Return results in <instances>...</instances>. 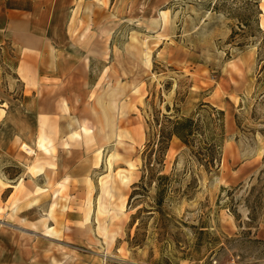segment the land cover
I'll return each instance as SVG.
<instances>
[{"label":"rangeland","instance_id":"374dc122","mask_svg":"<svg viewBox=\"0 0 264 264\" xmlns=\"http://www.w3.org/2000/svg\"><path fill=\"white\" fill-rule=\"evenodd\" d=\"M88 3L98 8L87 6L85 21L97 22L86 25L91 33L78 51L93 40L98 46L88 62L78 112L84 146L78 145L96 167L77 170L78 180L69 183L77 192H66L61 224L53 216L41 229L0 210V221L11 220L0 224V264H264V0L259 15L254 0ZM1 47L7 40L0 56L14 59L10 45ZM3 68L0 96L14 104V121L28 132L33 105ZM201 103H207L200 114L209 117L210 132L220 130L213 110L223 111L213 160L201 154L202 129L189 145L172 136L160 168L172 176L162 212L154 182L129 201L144 172L142 152L157 142L165 117L194 114ZM24 150L17 166L0 152V178L34 159Z\"/></svg>","mask_w":264,"mask_h":264},{"label":"crops","instance_id":"0c3cea01","mask_svg":"<svg viewBox=\"0 0 264 264\" xmlns=\"http://www.w3.org/2000/svg\"><path fill=\"white\" fill-rule=\"evenodd\" d=\"M62 1L0 0V44L7 40L14 49L16 66L10 69L12 77L21 82L22 97L31 101L34 110L29 133L22 132L14 121V104L0 96V152L12 158L14 166L23 164L19 159L22 144H27L34 155L23 170L13 176L5 173L6 178H0V210L7 214L15 212L41 229L44 223H50L51 217L59 218L57 225L68 214L66 192H77L69 187L72 180H78L77 170L91 172L96 167L93 158L83 153L78 112L88 86V62L98 46L93 40L84 48L85 36L91 33L86 25L97 22L85 21V8L96 9L98 5L89 4L91 0H65L66 4ZM89 19L94 20V15ZM80 42L84 45L82 52L78 51ZM3 70L0 61V91ZM21 102L17 100L16 104L28 114ZM37 178L41 183L36 182ZM34 213L37 220L31 219Z\"/></svg>","mask_w":264,"mask_h":264},{"label":"trees","instance_id":"16d2710c","mask_svg":"<svg viewBox=\"0 0 264 264\" xmlns=\"http://www.w3.org/2000/svg\"><path fill=\"white\" fill-rule=\"evenodd\" d=\"M233 3L239 2L240 0H231ZM252 1V0H245ZM243 2V1H242ZM259 0H254L255 6L257 7L256 15L261 13V10L258 5ZM246 3V2H244ZM264 34V30H260ZM9 42L7 41V48H9ZM6 47H1L2 51L7 49ZM2 54V53H1ZM16 57L11 59V56L5 52L3 56H0V61L3 64L7 65L10 69H13L16 66ZM207 106V103H201L200 107L196 113L188 115V116H175L174 119H170L165 117L164 125L162 129L159 130L157 142L155 140H151L148 144H146V149L142 152V161L144 172L142 173L139 183H136L132 186V192L129 195L128 200H132V198L136 194H141V190L146 188V185H150L151 183H155V194H154V203L157 211H161V206L163 202L167 199V195H169V191L171 188V180L172 176L166 173H162L160 168L163 165L164 155L168 148L169 140L172 136L177 137L182 143L185 145L190 144V140L194 135L195 131L198 129H202L204 132V136L206 139V146L204 147V152L202 151V155L206 157L207 163H210L213 160V152L215 147H219L220 145V137L223 134V122L222 115L223 111L214 109L211 107L210 109H214L213 112L217 115L214 117V121H217V125L219 127V132L213 133L210 132V126L208 123V116L206 114H200V111L203 106ZM211 119V118H210ZM207 120V122H205ZM213 121V119H211ZM218 120L221 122L219 123ZM216 132V131H214ZM155 143V147L153 146Z\"/></svg>","mask_w":264,"mask_h":264},{"label":"bare ground","instance_id":"6f19581e","mask_svg":"<svg viewBox=\"0 0 264 264\" xmlns=\"http://www.w3.org/2000/svg\"><path fill=\"white\" fill-rule=\"evenodd\" d=\"M260 26L264 27V20L263 19L260 20ZM22 147L25 149L24 151H26V153H30L31 154L33 152L32 149L29 146H27V144H22Z\"/></svg>","mask_w":264,"mask_h":264},{"label":"water","instance_id":"95a60500","mask_svg":"<svg viewBox=\"0 0 264 264\" xmlns=\"http://www.w3.org/2000/svg\"><path fill=\"white\" fill-rule=\"evenodd\" d=\"M2 223H4V224H8L7 222H2ZM8 225H11V224H8Z\"/></svg>","mask_w":264,"mask_h":264}]
</instances>
